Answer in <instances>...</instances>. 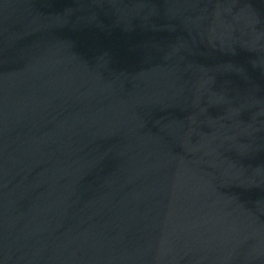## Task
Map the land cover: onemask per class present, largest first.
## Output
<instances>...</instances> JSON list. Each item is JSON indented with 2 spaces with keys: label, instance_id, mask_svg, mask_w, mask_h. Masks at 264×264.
<instances>
[{
  "label": "water",
  "instance_id": "95a60500",
  "mask_svg": "<svg viewBox=\"0 0 264 264\" xmlns=\"http://www.w3.org/2000/svg\"><path fill=\"white\" fill-rule=\"evenodd\" d=\"M0 264H228L133 0H0Z\"/></svg>",
  "mask_w": 264,
  "mask_h": 264
}]
</instances>
